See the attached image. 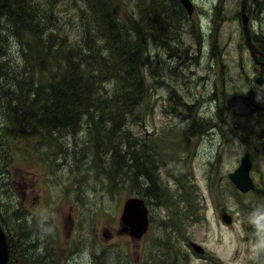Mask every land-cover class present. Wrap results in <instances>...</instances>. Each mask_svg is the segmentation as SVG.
<instances>
[{
  "label": "rangeland",
  "instance_id": "rangeland-1",
  "mask_svg": "<svg viewBox=\"0 0 264 264\" xmlns=\"http://www.w3.org/2000/svg\"><path fill=\"white\" fill-rule=\"evenodd\" d=\"M191 1L207 15L201 13L191 23L182 21L178 45L150 48V63L144 68L155 85L149 86L150 110L131 127L140 139L148 138L147 132L151 135L156 165L151 171L163 191V203L146 199L147 230L134 237L124 231L121 220L126 198L140 195V176L136 183L122 173L112 180L103 156L91 148L82 156L80 131L67 136L61 151L54 143L47 147L40 133H30L10 141L11 159L3 167L8 177L0 181L8 184L1 200L10 208L0 200L4 208L0 207V220L14 255L8 264H264V149H253L244 136L253 133L256 145L258 135L264 134L261 122L247 120L251 111L247 95L255 97L256 118L261 120L264 114V77L257 84L252 74L248 79L245 75L249 53L243 45L241 20L235 16L240 0H223L222 14L215 11L218 0ZM247 2L264 8V0ZM124 6L120 12L126 21L130 5ZM82 9L81 0H63L58 7L60 23L74 40ZM250 17L254 39H263L264 9L261 16ZM215 22L220 23L215 42L223 57L227 55L224 71L215 58H207L212 45L208 35ZM197 24L204 32V45L196 65L184 55L191 38L198 47L196 37L188 34L191 28L196 33ZM196 53L194 49L193 56ZM167 96L179 102L174 109L183 121L173 116ZM215 96L224 103L223 109L217 110ZM187 109L193 117L187 116ZM194 130L199 133H190ZM245 151L255 188L242 192L228 173L240 165ZM176 203L184 224L172 219ZM221 213L232 219L225 222Z\"/></svg>",
  "mask_w": 264,
  "mask_h": 264
},
{
  "label": "trees",
  "instance_id": "trees-1",
  "mask_svg": "<svg viewBox=\"0 0 264 264\" xmlns=\"http://www.w3.org/2000/svg\"><path fill=\"white\" fill-rule=\"evenodd\" d=\"M62 1L0 0V181L8 177L3 167L11 159L12 139L40 133L47 147L54 143L61 151L67 136L80 131L82 156L90 148L103 156L112 180L122 173L136 183L140 176L139 196L163 203L151 171L153 139H140L131 127L150 110L149 86L155 85L144 73L149 50L180 43L185 9L179 0H81L74 40L59 20ZM125 4L126 21L120 12ZM167 98L180 119L174 109L179 102ZM0 187L1 200L8 184ZM171 214L177 225L184 224L177 203ZM12 258L13 250L8 263Z\"/></svg>",
  "mask_w": 264,
  "mask_h": 264
},
{
  "label": "flooded vegetation",
  "instance_id": "flooded-vegetation-1",
  "mask_svg": "<svg viewBox=\"0 0 264 264\" xmlns=\"http://www.w3.org/2000/svg\"><path fill=\"white\" fill-rule=\"evenodd\" d=\"M222 1L223 0H218V6L215 9L216 12L221 13V14L223 12V2ZM263 6H264V2H263ZM263 9L264 8L260 7V6L254 7V5H251V3L247 2V0H246L245 13H246V15L248 17L249 35H250V40H251L252 44L254 45L255 49H253V51H250V49L248 48V45L246 43V39H245V37L243 35V32H242L243 45H244L245 48H247V51L249 53V62L247 64L248 70L245 73V75H246V78L248 79V78H250V75L252 74L251 77H253L254 81L257 84H261L262 81H263V77H264V38L263 39H256V40L254 39L256 37L253 34L255 31L253 30V28L249 27V21H250V18H251L250 16L253 15L254 13H258L261 16V11H263ZM201 13H206V15H207V12L203 11V9L201 11V10H198L196 7L193 6L192 14L191 15H187V19L185 21H188L189 23H191L193 21L194 17H199L201 15ZM213 15H214V13L211 14L208 18L211 19V17H213ZM235 16L239 17L240 20H241V0H240V10H239L238 13L235 14ZM220 19H223V17H220ZM194 25L195 24H193V26ZM197 26H198V29H197L196 33H193V30L191 28V29H189L188 34L189 35H194L196 37L197 42H198V47H196L194 39L191 38V40H190L191 42H190V44H188L187 49L185 51V55H184L185 58L188 59L189 61L193 59L194 62H195L193 64H196V63L200 62V58H201V55H202V47L204 45V39L202 37L204 32H203L202 27H201L200 24L199 25L197 24ZM219 27H220V23L219 22H215L213 24V29H214L213 31L214 32L212 33L209 30L210 33L208 35V38L210 39L212 45L210 47V51H209V53L207 55V58H208V61L213 59V58H215V61L221 64V66H219L221 71H224L225 70L224 68L228 64V62L226 60H224V57L227 56V55L225 54L224 57H223V51L218 48L219 46H217V44L215 42V37H216V34H217V31H218ZM194 49H196V51H197L196 56H193ZM236 64H237L238 67H241V68H243V66H246L243 62H240V63L236 62ZM247 97L249 98V101H250L249 106L251 108L250 114L249 115L247 114L249 116V118L247 120L250 121V122H254L255 123V119H256L259 122H261V125L264 126V114H263L261 120L257 119L256 116H255V110H257L255 108L257 106L254 103L255 97L251 96V95L250 96L247 95ZM215 98L218 100V96H215ZM185 106H187V105H185ZM224 107H225V105H224V103H222V100H218L217 110L223 109ZM193 114L194 113L190 109H187V116L188 117H193ZM183 117H184L185 120L187 119L186 115L183 116ZM179 120H181V119H179ZM247 120H246V122H247ZM181 121H183V120H181ZM223 121L224 120H222L221 122H223ZM240 127H242V126H240ZM180 132H184V133L186 132L187 135L189 136V132L188 131H180ZM190 133H199V130H194V131H191ZM152 134H155V131H152ZM146 135L149 136L150 134L147 132ZM190 136H194V134H192ZM244 136L246 138L247 145H251L253 149H261V148L264 149V134H259L258 135V137H260V140L258 141V144H256V145H254L253 133L246 132L244 134ZM188 143H190V140H188ZM244 155L248 156V159H249L250 165H251V160H250V157H249V151H245L243 153V155L240 158L239 164L241 163L242 158L244 157ZM234 170H235V168H234ZM229 218H231V216Z\"/></svg>",
  "mask_w": 264,
  "mask_h": 264
},
{
  "label": "water",
  "instance_id": "water-1",
  "mask_svg": "<svg viewBox=\"0 0 264 264\" xmlns=\"http://www.w3.org/2000/svg\"><path fill=\"white\" fill-rule=\"evenodd\" d=\"M186 12L191 15L193 11V4L191 0H179ZM246 0H241V23L243 34L246 39V43L250 51L255 49L254 45L250 40L249 28H248V17L245 13ZM250 161L247 155H244L240 165L235 168L234 171L228 174L230 180L235 186L242 192H247L253 189L254 184L249 176ZM225 222H229L230 218L226 213L221 215ZM121 220L124 223V231H128L134 237H141L146 231L148 226V208L145 201L138 196H129L123 203ZM193 249L200 252L201 249L191 243ZM9 259V245L7 235L0 224V264H7Z\"/></svg>",
  "mask_w": 264,
  "mask_h": 264
},
{
  "label": "bare ground",
  "instance_id": "bare-ground-1",
  "mask_svg": "<svg viewBox=\"0 0 264 264\" xmlns=\"http://www.w3.org/2000/svg\"><path fill=\"white\" fill-rule=\"evenodd\" d=\"M256 4H257V3H256ZM208 15H209V14H208ZM213 16H214V15H213ZM212 20H213V19H212ZM260 27H261V26H260ZM178 36H179V35H178ZM261 37H262V36H261ZM259 42H260V41H259ZM262 42H263V41H262ZM262 42H261V43H262ZM209 46H210V45H209ZM212 52H213V51H212ZM150 183H151V182H150Z\"/></svg>",
  "mask_w": 264,
  "mask_h": 264
}]
</instances>
